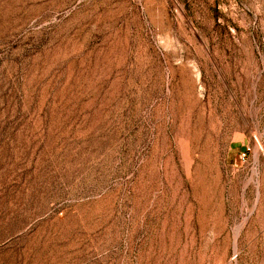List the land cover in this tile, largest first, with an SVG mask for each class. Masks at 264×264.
Masks as SVG:
<instances>
[{
    "label": "rangeland",
    "instance_id": "obj_1",
    "mask_svg": "<svg viewBox=\"0 0 264 264\" xmlns=\"http://www.w3.org/2000/svg\"><path fill=\"white\" fill-rule=\"evenodd\" d=\"M0 264H264V0H0Z\"/></svg>",
    "mask_w": 264,
    "mask_h": 264
},
{
    "label": "built area",
    "instance_id": "obj_2",
    "mask_svg": "<svg viewBox=\"0 0 264 264\" xmlns=\"http://www.w3.org/2000/svg\"><path fill=\"white\" fill-rule=\"evenodd\" d=\"M242 157H243V158L245 157V153H243Z\"/></svg>",
    "mask_w": 264,
    "mask_h": 264
}]
</instances>
